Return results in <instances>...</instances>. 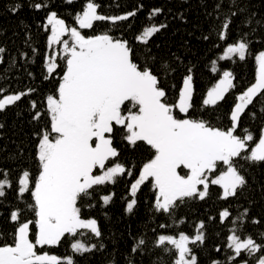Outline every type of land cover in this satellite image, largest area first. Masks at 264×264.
Here are the masks:
<instances>
[{
    "label": "trees",
    "instance_id": "trees-1",
    "mask_svg": "<svg viewBox=\"0 0 264 264\" xmlns=\"http://www.w3.org/2000/svg\"><path fill=\"white\" fill-rule=\"evenodd\" d=\"M37 2L42 4L39 10L31 6ZM88 2L96 3L98 14L105 17L129 12L135 15L115 22L95 21L92 28L81 29L76 18ZM16 4L22 6L13 11ZM157 8L161 11L153 15ZM50 13H56L66 27H78L85 37L109 34L127 41L133 62L150 67L158 75L166 101L171 105L178 101L184 77L192 75V107L187 114L178 109H174V114L203 120L222 130L232 127L231 112L237 97L254 81L255 57L264 49V0H0V48L5 50L0 52V96L24 94L19 101L0 110V172L9 173L10 183L3 189L5 196L0 197V246L13 244L20 223L36 219L29 207L34 203L31 192L18 195V181L28 171L30 188L34 186L39 172L37 134L45 128L50 130L47 97L56 93L66 64L63 49H58L54 53L57 69L51 75L47 72L50 27L46 19ZM225 22L229 24L227 29L223 28ZM150 26L159 31L148 37L147 42L137 40ZM61 38L71 43L68 34ZM237 41L248 44L245 59L240 60L235 54L220 59L224 47ZM224 71L232 73L234 87L216 105H204L206 90ZM37 112L41 115L34 118ZM263 127L264 94H258L241 113L233 133L241 138L249 134L253 137L252 141H246L241 157L234 158V165L245 178V185L235 196L222 199L220 186L209 184L203 200L185 197L169 213H164L154 207L156 190L150 178L138 189V203L129 213L126 206L132 199L130 185L154 151L143 142L130 145L117 126L113 145L119 156L110 158L106 165L119 163L125 173L116 177L115 183L94 186L90 190L92 196L78 201L81 217H93L101 236L79 229L74 236L65 234L56 245H37L35 250L58 257L61 264H67L69 258L73 264H174L176 250L171 245H158V237L185 233L191 240L199 230L204 240L188 245L197 264H258V259L264 256V162H252L245 157L258 142ZM224 168L221 164L216 172ZM105 195L112 197L107 205L101 199ZM225 210L229 216L222 222L220 213ZM13 211L17 212L18 221L11 220ZM200 224L204 225L202 229ZM29 228L30 239L35 241L34 223ZM234 234L241 239H253L261 248L256 253L244 251L237 255L228 246V236ZM140 239L144 244L133 252ZM75 242L83 243L90 251L75 252L71 247Z\"/></svg>",
    "mask_w": 264,
    "mask_h": 264
},
{
    "label": "snow or ice",
    "instance_id": "snow-or-ice-1",
    "mask_svg": "<svg viewBox=\"0 0 264 264\" xmlns=\"http://www.w3.org/2000/svg\"><path fill=\"white\" fill-rule=\"evenodd\" d=\"M21 6L16 4L12 10ZM31 6L39 10L42 4L37 2ZM97 8L96 3L89 2L82 15L77 16L81 29L92 28L95 21L107 19L115 22L135 15L129 12L123 16L105 17L98 14ZM160 11L154 9L153 15ZM47 20L52 26L49 45L63 44L66 64L56 93L47 97L50 130L45 128L37 134L39 172L34 178V186L30 188L28 171H24L18 181V195L31 192L34 203L29 207L36 219L20 223L15 229L13 244L0 246V264H61L54 255L37 254L36 246L56 245L65 234L74 236L79 229L101 236L95 219L81 218L78 201L92 196L90 190L94 186L115 183V178L125 173V168L119 163L106 167L110 158L119 156L113 145L117 126L123 130V138L130 145L143 142L154 151L152 158L140 170L139 177L131 184L132 199L126 206L129 213L138 203V189L150 178L156 190L154 207L164 213H169L176 207V202L185 197L203 200L208 195L209 184L220 186L222 199L235 196L237 190L245 185V178L234 165V158L241 157L247 147L246 141H252L253 137L249 134L241 138L233 133L246 106L252 104L258 94H264V51L255 57L258 65L255 83L237 97L239 102L231 112L232 127L225 131L203 120L178 118L174 114V109L187 114L192 107V75L184 77L178 101L171 105L166 101V91L160 86L158 75L150 67H141L133 62L132 49L127 41L114 39L109 34L85 37L75 27H66L63 20L56 18V13H51ZM228 27V22H225L223 28ZM158 31L157 27H149L136 39L147 42V38ZM65 34L70 36L71 43L61 40ZM220 39H224L223 32ZM247 49L246 42L229 44L220 59H229L235 54L244 60ZM4 51L0 48V52ZM56 69V56L53 55L48 59L47 72L51 75ZM232 87V73L223 72L222 79L207 93L203 104L216 105ZM21 95L24 94L0 99V110L19 101ZM40 115L37 112L34 118ZM245 159L264 162V132ZM221 164L226 170L209 179V174H214ZM181 166L188 170L185 175L178 172ZM96 168L104 171L94 174ZM0 175L4 177L0 179V197H3V189L10 186L9 173L4 171ZM199 185L203 190L198 189ZM101 199L107 205L112 197L105 195ZM228 216L227 210L222 211L221 221ZM11 220L18 221L16 211L11 213ZM33 223L36 228L34 242L30 239L29 228ZM203 227V224L199 225L200 229ZM203 240L204 234L198 230L191 240L181 233L178 239L160 235L157 243L173 246L178 256L174 264H197V258L191 255L188 245ZM228 241V246L237 255L244 251L256 253L261 248L253 239H241L235 234L229 235ZM143 244L144 240L140 239L132 251L136 252ZM71 247L75 252L90 251L80 242L73 243ZM67 264H73L71 258ZM258 264H264V256L258 259Z\"/></svg>",
    "mask_w": 264,
    "mask_h": 264
},
{
    "label": "rangeland",
    "instance_id": "rangeland-1",
    "mask_svg": "<svg viewBox=\"0 0 264 264\" xmlns=\"http://www.w3.org/2000/svg\"><path fill=\"white\" fill-rule=\"evenodd\" d=\"M89 3V2H88ZM87 5V4H86ZM86 5H85V7H86ZM84 7V8H85ZM83 11H84V9L81 11V13L79 14V15H82V13H83ZM51 14V13H50ZM49 14V15H50ZM48 15V16H49ZM57 19H59L58 17H56ZM47 20V19H46ZM47 23H48V20H47ZM49 25V27H50V32H49V34H48V38H49V36H51V34H52V32H51V25L50 24H48ZM79 25V24H78ZM150 27H153V26H150ZM78 31H79V29H78V27H75ZM149 28V27H148ZM147 29V28H146ZM48 38H47V41H48V55H47V59H46V65L48 64V59H49V57H51V56H53L54 55V53L58 50V49H63V44L62 43H55V44H52L51 46L49 45V40H48ZM61 40L63 41V40H65V39H62L61 38ZM238 42H242V41H237L236 43H238ZM231 44H235V43H231ZM229 45V44H228ZM228 45H226L225 47H224V49H223V51L221 52V56L223 55V53H224V50H225V48H227L228 47ZM260 51H264V49H262V50H260ZM259 51V52H260ZM259 52L256 54V55H258L259 54ZM257 68H258V65H257V62H256V74H257ZM225 72V71H224ZM256 74H255V79H254V81L248 86V87H250L253 83H255V80H256ZM222 76H223V73H222V75L220 76V77H218L217 79H216V81L211 85V86H209L208 87V89L206 90V92H205V95H204V99L206 98V96H207V93L212 89V88H214L215 86H216V84L222 79ZM183 87V86H182ZM247 87V88H248ZM247 88L244 90V91H246L247 90ZM243 91V92H244ZM242 92V93H243ZM242 93H240V94H242ZM7 95H17V94H15V93H8V94H4V95H2V96H0V99H3L5 96H7ZM239 102V101H238ZM237 102V103H238ZM178 118H188V117H186V116H183V117H178ZM222 130V129H221ZM226 131V130H225ZM262 132H264V127H263V130H262ZM259 141V140H258ZM258 143V142H257ZM256 145V144H255ZM255 145H254V147H255ZM149 161V160H148ZM148 161H146L145 163H147ZM144 163V164H145ZM115 164H117V163H114V164H110V165H106V167H112V166H114ZM143 164V165H144ZM143 165H142V167H143ZM142 167H141V169H142ZM140 169V170H141ZM224 170H226V168H224L223 170H220V171H218V172H215L214 174H209V179H213V178H215V176L216 175H219L220 174V172L221 171H224ZM104 170H102V169H99V168H96V169H94V174H97V175H99V174H102V172H103ZM187 169H183V167L181 166V168H179L178 169V172L181 174V175H185L186 173H187ZM140 172V171H139ZM139 177V173H138V175L136 176V178L132 181V183L133 182H135V180L137 179ZM131 183V184H132ZM130 188H131V185H130ZM198 189L199 190H203V186L202 185H199L198 186ZM222 192H223V190H222ZM82 219H85V220H88V219H94L93 217H86V218H83V217H81ZM180 234L181 233H179L177 236H172V235H166V236H172L173 238H176V239H178L179 238V236H180ZM183 234H185V233H183ZM163 235H165V234H163ZM185 235H187V234H185ZM188 236V235H187ZM189 237V236H188ZM34 242V241H33ZM38 254V253H37ZM178 258V256H177V254H176V258H175V260ZM175 262V261H174ZM236 264H245V263H236Z\"/></svg>",
    "mask_w": 264,
    "mask_h": 264
}]
</instances>
